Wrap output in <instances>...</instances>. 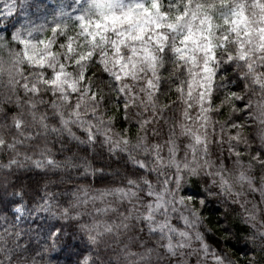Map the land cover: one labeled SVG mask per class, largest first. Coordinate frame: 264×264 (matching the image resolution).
<instances>
[{
  "label": "clouds",
  "instance_id": "clouds-1",
  "mask_svg": "<svg viewBox=\"0 0 264 264\" xmlns=\"http://www.w3.org/2000/svg\"><path fill=\"white\" fill-rule=\"evenodd\" d=\"M0 264H264V0H0Z\"/></svg>",
  "mask_w": 264,
  "mask_h": 264
}]
</instances>
